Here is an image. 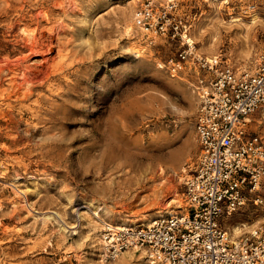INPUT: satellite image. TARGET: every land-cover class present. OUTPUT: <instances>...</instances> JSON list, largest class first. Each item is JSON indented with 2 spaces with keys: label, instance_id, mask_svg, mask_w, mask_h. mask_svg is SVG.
I'll list each match as a JSON object with an SVG mask.
<instances>
[{
  "label": "rangeland",
  "instance_id": "1",
  "mask_svg": "<svg viewBox=\"0 0 264 264\" xmlns=\"http://www.w3.org/2000/svg\"><path fill=\"white\" fill-rule=\"evenodd\" d=\"M146 1L0 0V264H147L99 260L92 205L131 225L183 210L196 97L164 66L176 40L140 28ZM172 2L201 54L240 69L264 52V0ZM249 126L264 135V115ZM263 220L249 201L221 224Z\"/></svg>",
  "mask_w": 264,
  "mask_h": 264
},
{
  "label": "built area",
  "instance_id": "2",
  "mask_svg": "<svg viewBox=\"0 0 264 264\" xmlns=\"http://www.w3.org/2000/svg\"><path fill=\"white\" fill-rule=\"evenodd\" d=\"M137 16L148 38L178 43L164 66L171 77L191 76L199 151L183 180L184 212L140 225L103 221L98 258L142 249L149 264H264V220L236 236L221 224L249 201L264 211V135L249 126L254 113L264 115V52L240 69L201 54L172 0L160 8L148 0Z\"/></svg>",
  "mask_w": 264,
  "mask_h": 264
},
{
  "label": "bare ground",
  "instance_id": "3",
  "mask_svg": "<svg viewBox=\"0 0 264 264\" xmlns=\"http://www.w3.org/2000/svg\"><path fill=\"white\" fill-rule=\"evenodd\" d=\"M39 13V12H38ZM239 18V17H238ZM253 18H255V14H253ZM238 20V19H237ZM33 42V41H32ZM34 43V42H33ZM35 47V46H34ZM51 47V46H50ZM30 48H32V47H30ZM50 49V48H49ZM30 50V49H29ZM37 51V50H36ZM37 75V74H36ZM250 121H251V119H250ZM92 207H93V211H97V210H102V213L101 214H103V215H105V216H102V217H100V216H98V220H99V222H102V224H103V221L104 220H108L109 222H105L106 224H110V225H116V226H119L120 224H125V222H126V220L125 219H122V218H114V217H112L111 215H109L108 213H107V211L105 210V208L104 207H100V206H97V205H92ZM184 209V208H183ZM183 212H184V210H182ZM104 217H107L108 219H105ZM104 219V220H103ZM110 222H116L115 224H112V223H110ZM117 222H119V224H117ZM131 223H135V221L133 220V222H131ZM149 223V222H148ZM147 224V223H146ZM137 225H140V224H137ZM233 232L234 233H230V234H232V236H235V234L238 232V233H241L242 231H241V228H239L238 226H234L233 227ZM229 233V232H228ZM139 250H141L142 252H143V250L142 249H139ZM100 251V250H99ZM100 253V252H99ZM98 253V254H99ZM144 253V252H143ZM99 260L100 261H102L100 258H99ZM147 264H149L148 263V261L146 262Z\"/></svg>",
  "mask_w": 264,
  "mask_h": 264
}]
</instances>
